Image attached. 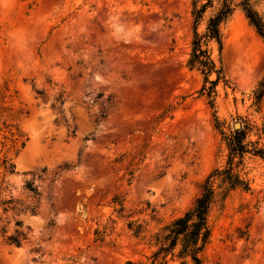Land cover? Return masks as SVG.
Here are the masks:
<instances>
[{"label":"rangeland","instance_id":"1","mask_svg":"<svg viewBox=\"0 0 264 264\" xmlns=\"http://www.w3.org/2000/svg\"><path fill=\"white\" fill-rule=\"evenodd\" d=\"M193 26L192 0H0V264H147L237 130L247 187L215 183L200 255L264 264V38L237 9L204 46L214 84L190 64ZM4 122L27 134L18 153ZM178 249L168 264H191Z\"/></svg>","mask_w":264,"mask_h":264},{"label":"trees","instance_id":"2","mask_svg":"<svg viewBox=\"0 0 264 264\" xmlns=\"http://www.w3.org/2000/svg\"><path fill=\"white\" fill-rule=\"evenodd\" d=\"M213 9L214 12L207 20V26L204 33L198 32V24L205 14ZM237 9H241L250 23L257 29V32L264 38V18L254 7L252 0H192V15L194 17V36L193 51L190 59L192 66H197L205 73L206 78L209 74L216 73L217 76L213 80L214 84H218L220 79L224 77L222 67H217V63L212 59L209 51L204 46L215 41L222 47V24L225 23ZM264 94L261 90L260 95ZM3 137L7 140L3 141V145L10 140L13 147H16L18 153L21 148L26 146L28 137L18 124L4 122ZM248 144L245 142V134L242 131H235L233 139L229 142V159L225 168H216L206 178L203 190L196 199L192 208L187 210L182 216L174 219L166 225L160 232L155 234V240L159 249L147 257V264H168L169 256H175V250L178 249L180 258H189L191 264H203L200 253L203 251L206 242L210 236V228L208 224V215L211 205L215 201L218 193L214 187L219 180L221 185L228 187H247V183L241 177L237 169L236 159L243 156L249 151ZM256 153L264 157L263 150H256ZM1 165L8 171L14 172L15 164L10 162L7 157L1 160ZM29 182V190L36 191L37 188L32 187ZM36 206L32 207L34 211ZM26 235L23 231H18L17 235L9 236L8 239L17 245H20L22 239ZM183 263H186L185 261ZM129 264H145L143 261H129Z\"/></svg>","mask_w":264,"mask_h":264},{"label":"water","instance_id":"3","mask_svg":"<svg viewBox=\"0 0 264 264\" xmlns=\"http://www.w3.org/2000/svg\"><path fill=\"white\" fill-rule=\"evenodd\" d=\"M240 126H241L240 123H236V124H235V127H236V128H240Z\"/></svg>","mask_w":264,"mask_h":264}]
</instances>
